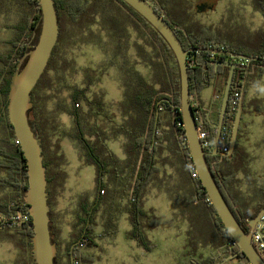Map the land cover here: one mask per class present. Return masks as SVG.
<instances>
[{
	"label": "trees",
	"instance_id": "1",
	"mask_svg": "<svg viewBox=\"0 0 264 264\" xmlns=\"http://www.w3.org/2000/svg\"><path fill=\"white\" fill-rule=\"evenodd\" d=\"M116 1L128 10L131 16L135 17V20L137 19V23L132 21L130 16L124 14L112 0H54L59 20L58 40L44 73L31 93L32 109L30 117L41 139L43 166L46 169V191L50 197V204L51 198L55 197L57 192L64 186L66 174L61 169L64 159L60 153V147L57 143H51L52 135L55 134L58 125L46 112V90L54 88L56 86L55 82L58 85L62 82V73L66 71L67 65L63 63V55L59 53V46L72 35L74 37L77 31L80 32L85 28L88 29L89 26L98 22L100 29H102L103 34L108 39L105 44L107 47L111 45L110 51L113 57L116 58L115 60L119 58L126 60V64L123 67H119L120 70L126 69V76L122 79V84H120L122 98L116 105L121 108L122 114L127 116L125 124L131 125L136 120H144V129L146 131L144 142L137 144L135 142L131 149L127 148L129 157L135 155L136 152L143 153L142 162L132 189L128 191L106 189L102 185H97V194L91 201L86 196H81L75 210L76 221L72 226L70 239L63 248L60 247L54 231L52 206L51 232L57 249L55 264H71V256H73L78 264L93 262L92 256L86 252V249L94 247L96 245L95 239L103 236V234H95V228L98 225L96 217L100 209L102 210V214L105 212L110 214L112 213L111 211L118 213L125 210L129 215V221L132 226V229L128 232L129 239L146 251H150L154 247L146 233V230L151 229V226L147 212L141 208V204L139 203L141 202V195L140 193L138 194V190L146 184L150 174V170L146 164L144 165V162L150 156L148 152H151L150 150L152 149L149 150L148 146L152 143V136L156 130L155 124L157 123V128L160 125V114L162 112H166L165 115H168L170 119V130L164 134L163 138L169 142L170 149L179 155L180 167L177 169L180 174V185L184 186L186 190L189 188L192 196L190 206L186 202L185 209L189 211L192 218H199L200 226L203 221L207 223L212 235L209 242L217 250L216 254L201 258L199 261L191 259L190 264H219L230 255H232L231 260L236 261L235 264H248L232 236L227 232L216 215L199 180L193 179L189 172L188 167L193 163L189 156L181 122V114L178 109L179 80L172 52L159 34L141 16L123 1ZM164 1H166V10L164 12L170 14L173 19L172 22L167 23L175 32L183 49L188 51L189 58L193 62L188 67L190 95L198 97L199 91L207 86L211 80L218 77L217 96L219 100L216 107L219 110L220 99L222 98L229 73L228 67L216 65L220 61L232 62L236 59L233 62L237 64V67L234 70L230 97L235 87L244 89V80L247 75L246 68H248V71L256 68L258 71L257 76H261L264 73V63L255 59L249 60V57L260 58L264 57V54H249L238 49L233 44L234 37L229 31L226 30L224 32L221 28L222 31L216 27L215 29L210 26L201 25L188 18L184 15L188 12V6L185 2L181 0ZM169 1H172V3ZM25 2L29 8V16L24 17V26L9 41L10 49L8 52L0 55V173L2 174L0 176V193L1 191L4 192V196H0V215L6 222L20 229L22 235L26 238V245L31 253L30 239L32 227L24 200V192L27 189L26 164L7 115L10 79L16 71L20 59H24L26 56L27 44L35 33L39 21L38 1L25 0ZM156 12L161 16L164 13ZM131 22L132 24H130ZM131 26L134 29H130ZM134 31L135 39L132 40L131 34ZM148 47L149 50L147 49ZM220 50L223 51L220 52ZM128 51L133 52L135 61L131 62L130 56L127 57ZM235 53L244 54L248 57L245 60L238 59L234 57L233 54ZM142 63L147 68L146 75H143L135 67ZM242 64H244V67L241 66ZM257 66L260 68H257ZM85 72L87 81L81 87L78 85H64L65 88H68L69 94L60 101V106L72 118L74 134L70 138L81 144L86 157L85 164L95 165L97 170L96 181L98 182L99 178L107 170L109 165L107 162H117L108 150V158L103 157V153L106 151V147L101 139L104 136L103 132L94 134L95 123L102 120V117L106 115L107 109L111 105L101 98L89 100L88 92L90 86L93 84L92 77L94 72L90 69H85ZM53 85L54 87H52ZM60 89L61 87L58 86V90ZM230 97L226 109V114L230 115V118L224 123L228 128L229 138L232 128V116L234 114L229 108ZM82 102L88 107L86 115L80 109ZM92 104L95 106L93 107ZM129 112L137 115L136 120H134V116L129 114ZM196 124L197 126L203 124L204 129L207 131V140L214 145L216 128L213 124H205L201 114L199 117H196ZM85 135H87V139ZM93 135L96 137V148H94L93 143L90 144L89 142V137ZM129 136H132V134ZM157 139L158 137L156 136L155 143ZM238 140L239 135H237V142ZM51 145L54 146L52 147ZM160 149L162 150L163 147H160ZM155 151L156 149H153V152ZM236 151L237 148L235 146L234 153ZM206 159L216 184L229 208L244 232L248 233L250 231L249 221L255 218L264 208V203L254 207L253 210L243 209L240 212L234 209L223 190L225 185H229V188L235 190L234 185L236 180L234 174L225 173L220 169L217 170L210 163L212 160H218L219 163H227L230 160L226 157L214 156L212 154H209ZM113 169L115 170V167ZM113 177H116V175ZM124 197L126 203L123 205L121 199H124ZM50 204L48 198V205L50 206ZM15 213L25 215L28 219L22 223L14 222L13 216ZM79 243H83L84 247L82 249L78 247ZM232 243L235 244L231 245ZM262 259L264 260V256ZM31 264H34L33 259L31 260Z\"/></svg>",
	"mask_w": 264,
	"mask_h": 264
},
{
	"label": "rangeland",
	"instance_id": "2",
	"mask_svg": "<svg viewBox=\"0 0 264 264\" xmlns=\"http://www.w3.org/2000/svg\"><path fill=\"white\" fill-rule=\"evenodd\" d=\"M181 1L188 6V14H184L188 18L201 25L216 27L224 32L229 31L234 37L233 44L238 49L249 54L253 53L252 50L248 51L247 43L249 39L258 37L260 34L257 30L258 25L264 20L261 14L254 12L251 8L250 0ZM204 1H212L213 8L205 12L200 10L199 5ZM169 2L172 3V1ZM28 16L29 8L25 0H0V55L8 52L9 41L22 29L24 17ZM75 34L59 46V53L63 55V63L67 65L66 71L62 73V80L60 79L62 82L59 85L55 82L56 86H52L54 88L46 90V112L58 125L55 134L52 135L51 143H57L60 147V153L64 159L61 169L66 174L64 186L53 198V226L61 248L70 239L72 226L76 221L75 210L80 197L86 196L91 201L97 194L96 167L85 164L86 157L81 144L70 138L74 134L72 118L60 106V101L69 94L68 88L64 85L81 87L87 81L85 69L93 71V84L89 88L88 98L90 101L101 98L109 103L111 106L106 113L111 121L115 120L114 109L122 98L120 72L117 68L120 58L115 60L116 58L110 51L111 45L106 46L105 42L108 39L100 29L99 23L95 22L88 29L77 31ZM131 37L132 40L135 39L134 33ZM147 49L149 50V47ZM127 56H130L131 62L135 61L132 51H128ZM135 67L146 75L147 68L143 66V63ZM254 72H257L256 68L251 70V75ZM256 77L250 76L246 85L249 96L256 94L260 97L259 106L263 109L253 117L254 151L252 155L256 156V161L251 168L254 172L255 184H264V75ZM58 86L61 87L60 90ZM92 106L95 105L92 104ZM80 109L86 115L88 107L84 102L81 103ZM85 138L87 139V135ZM117 146L116 143H109L111 149L117 150ZM171 156L173 165L176 167L175 182L178 185L180 184V174L177 169L180 167L179 155L172 154ZM102 185L106 186L105 183ZM174 194V179L170 176L168 180L159 181L152 192V197L148 199L156 209V220L150 224L152 229L146 232L150 242L154 245L150 251L136 246L135 242L129 239L128 232L132 227L125 210L102 214L100 209L96 217L98 225L95 228V234H103V236L95 239L94 247L86 249V252L93 258V262L87 264H190L191 259L199 261L201 258L216 254L217 250L209 242L212 235L207 223L202 222L201 227L205 233L200 232L199 218L190 220L182 212L185 210L188 213V210L179 205L180 200L172 198ZM0 196L3 197L4 192L1 191ZM121 201L124 205L125 197ZM175 201L177 204H174ZM7 246L0 244V261L6 260L7 255L1 252V249L4 250ZM235 262L229 259L225 264H235Z\"/></svg>",
	"mask_w": 264,
	"mask_h": 264
},
{
	"label": "water",
	"instance_id": "3",
	"mask_svg": "<svg viewBox=\"0 0 264 264\" xmlns=\"http://www.w3.org/2000/svg\"><path fill=\"white\" fill-rule=\"evenodd\" d=\"M39 5V21L35 34L27 44V54L20 59L16 71L12 74L9 84L7 115L25 159L27 171V189L24 192V200L30 217L32 236L31 255L34 264H55L56 244L51 232V210L48 205V193L46 191V169L43 166V153L41 139L30 117L32 109L31 93L38 80L44 73L52 51L57 43L59 35V20L54 0H37ZM133 11L141 16L164 40L172 52L178 71L179 80V105L181 122L184 130L185 141L189 156L195 166L198 180L204 189L206 196L212 205L216 215L221 220L224 228L232 236L248 264H264V260L251 243V232L259 226H264L261 216L264 208L258 215L249 221L250 231L244 232L236 220L234 214L224 199L214 176L207 163L209 154L230 158L237 142L241 106H239L230 132L229 151L222 154L218 150V136L226 112L231 85L236 64L231 62H217L216 65L229 68L228 77L223 90L219 121L213 126L216 128V138L212 153L206 152L198 138L196 118L190 103V84L186 56L175 32L145 0H121ZM212 8V4H204L200 10ZM216 51V50H214ZM246 59V56L236 55ZM253 58H249L252 60ZM261 234H263L261 232ZM232 255L225 258L219 264H225ZM73 256L70 258L71 264Z\"/></svg>",
	"mask_w": 264,
	"mask_h": 264
},
{
	"label": "crops",
	"instance_id": "4",
	"mask_svg": "<svg viewBox=\"0 0 264 264\" xmlns=\"http://www.w3.org/2000/svg\"><path fill=\"white\" fill-rule=\"evenodd\" d=\"M253 80H255L254 77ZM218 85V78L211 80L209 84L202 88L198 93L199 111L205 124L210 125L216 123V106L218 105L219 100L217 96ZM114 110L115 112L113 113V116L115 120L111 121L108 119L106 113V115L102 117V120L95 123L94 134L101 132L104 134V136L101 138L102 143L106 147L103 157L108 158V150L112 157L117 160L115 163L107 162L109 164H107V170H105L104 175L99 178L98 182L96 181V184L102 185V183H105L106 186H102L106 189H119L128 191L132 189V185L142 162L143 153L136 152L135 155H133L136 158L133 156L129 157L130 155L127 153V148L131 149L135 142L136 144L139 142H144V139L146 138V131L144 129V120L137 121V115H134L135 113L133 114L132 112H129V114L134 116V120H136L134 123L129 125L125 124V121H127V116L122 114V110L118 105H116ZM165 114L166 112H162L160 114V125L158 128L157 123L155 124L156 130L152 136V143L148 146V149L152 150H150L151 152H148L150 156L147 155V161L145 160L146 162H144V165L146 164L148 166L150 174L146 184L138 190V194L140 193L141 195V202L139 203L141 204V208L147 212L150 224L156 220V209L148 199L152 197V192L155 190V187L158 185L160 180H168L170 176H173L175 194L172 198H178L177 200H180V206L186 208V206H184L186 202L190 206L192 198L189 188L186 190L184 186L182 187L179 183L177 185L175 182L176 167L173 165L171 155L176 153L174 150L170 149L169 142L163 138L164 134L170 130V119L168 115ZM130 134H132V136H129ZM156 136L158 139L155 143ZM89 142L90 144H94V148L97 147L96 137L94 135L89 137ZM109 143H116L118 145L117 150L111 149L109 147ZM160 147H163V149L161 150ZM153 149H156V151L153 152ZM166 160L167 162H165ZM114 167L115 170L113 169ZM114 175H116L117 178L113 177ZM257 188L261 191V193H256V190H258ZM238 189L240 192L236 196L232 191H227L230 203L237 211H241L242 209H252L264 203V184H255L251 189L245 185H242L239 186ZM174 204H177V202L175 201ZM182 212L185 213V215H187L190 220L192 219L189 211L187 213L185 210H182ZM127 219L129 221V215ZM150 226L152 229V225ZM199 229L201 230L200 232L205 233V230L201 226H199ZM0 244L8 245L7 248H5L6 250L1 249V252H5L7 257L5 258L6 260H1L0 264H31L32 255L28 246L26 245V238L22 235L19 228H16L13 224L6 222V220L1 215Z\"/></svg>",
	"mask_w": 264,
	"mask_h": 264
},
{
	"label": "flooded vegetation",
	"instance_id": "5",
	"mask_svg": "<svg viewBox=\"0 0 264 264\" xmlns=\"http://www.w3.org/2000/svg\"><path fill=\"white\" fill-rule=\"evenodd\" d=\"M145 1L148 2V4L155 11L164 12V10H166V8H165L166 7V1H164V0H145ZM112 2L114 4H116L122 10V12L124 14H127L128 16H130V19L132 21H135V22L137 21V19L135 20V17L131 16L129 11L123 5L119 4L116 0H112ZM250 2H252L253 6L251 5V8L254 10V12H258L259 14H261L262 17H263V20H264V0H250ZM204 4H212V8L214 6L212 1H204V2L200 3L201 6L199 5V7L201 8ZM212 8H205L202 11L205 12L207 10H211ZM162 16L166 20V22H172V20H173L172 17L170 16V14H168V13L164 12ZM130 24H132V22ZM258 26L259 27H258L257 30L260 31V34L258 35V37L251 38V39L248 40V43H247V46L249 47L248 51L252 50L254 54H258V53L264 54V21L261 22L260 25H258ZM130 29H134V27L131 26ZM132 33L135 34V31L132 32ZM222 51L223 50H220V52H222ZM188 55H189V53L187 54V56ZM233 55H234L235 58H238V59H242V58H239L236 55L246 56L244 54H237V53H235ZM246 57H248V56H246ZM249 58H253L255 60H258L259 62L264 63V57H260V58L249 57ZM235 60L236 59H234L232 62L231 61L230 62L233 63V62H235ZM242 60H245V59H242ZM111 63H113L112 60H111ZM125 64H126V60H123V59L120 58L119 63L117 64V68L123 67V65H125ZM241 66L244 67V64H242ZM257 68H260V67L257 66ZM251 70H254V69H250L248 71V68H246L247 75H246V79L244 80V83H245L244 84V89L240 88L241 89V99H240L238 107L235 109L234 114L232 116V125H233L236 112H237L239 106H241V117H240L239 130H238L239 140H238V142H236L237 151H236V153H234V151H235V149H234L232 156L230 158H227V159L230 160L227 163H225V162L219 163L218 160L210 161L211 166L213 168H216L217 170L220 169V170L224 171L225 173H227V172L233 173L234 176H235L236 183L234 185V188H235L236 191L231 189V188H229L228 187L229 185H225L223 187V190H224V192L226 194V197H227L229 202H230V199H229L227 191H232L234 193V195L236 196L240 192L239 189H238L239 186L245 185L249 189H251L253 187V185H255L254 172H253V170L251 168V165L256 161V156L254 154L252 155V153L254 151V149H253L254 145H253V140H252L253 132H254V120H253V117L256 115L257 112L263 111V109H261L260 106H259L260 97H258L256 94H254L252 96H249L247 94L248 90L246 88V85H247V83L249 81V77L250 76H255L257 74V72H258V71L254 72L251 75ZM118 72H120L119 73V75H120V84H122V79L126 76V69L125 70H120L119 69ZM262 75H264V73ZM261 76H257V77H261ZM217 78H215V79H217ZM215 79H213V80H215ZM121 90H122V88H121ZM242 90H243V93H242ZM229 97H230V94H229ZM74 112L76 113V111H74ZM259 115H262V114L259 113ZM229 118H230V115H227L226 112H225V114L223 116V120H222V125ZM218 121H219V110H218V113H217V121H216V123ZM256 191H257L256 192L257 194L261 193V191L259 189L256 190ZM48 198H49V204H50L49 195H48ZM53 198H55V197L51 198V204L49 206L50 210H51V213H52V206H53V200H52ZM248 210H253V208L252 209H248Z\"/></svg>",
	"mask_w": 264,
	"mask_h": 264
},
{
	"label": "built area",
	"instance_id": "6",
	"mask_svg": "<svg viewBox=\"0 0 264 264\" xmlns=\"http://www.w3.org/2000/svg\"><path fill=\"white\" fill-rule=\"evenodd\" d=\"M186 63L189 67L193 64L191 58H189V55L186 56ZM241 99V89L236 87L234 91L232 92V96L230 97V103L229 108L231 112H234L235 109L238 107L239 102ZM190 103L191 107L194 111L195 118L199 117L200 111H199V104H198V97L196 95H190ZM180 125V124H178ZM197 132H198V138L201 141L202 148L208 152L211 153L214 150V145L211 144L207 140V131L204 129L203 125L200 124L197 126ZM228 128L226 124H223L220 128L219 136H218V150L222 154H226L229 151V136H228ZM189 172L191 174V177L193 179H198V175L195 169V166L189 165ZM28 218L25 215H22L20 213H15L13 216L14 222L22 223L26 221ZM261 220L264 221V214L261 216ZM259 231L256 232V228L251 232V243L255 250L260 254V256L263 258L264 256V226H259ZM261 232L263 234H261ZM235 243H232L231 245H234ZM78 247L82 249L84 247L83 243H79ZM73 264H78L76 261L72 260Z\"/></svg>",
	"mask_w": 264,
	"mask_h": 264
}]
</instances>
